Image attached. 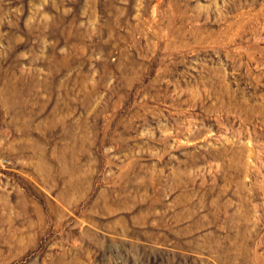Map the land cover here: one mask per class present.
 <instances>
[{
    "label": "rangeland",
    "instance_id": "obj_1",
    "mask_svg": "<svg viewBox=\"0 0 264 264\" xmlns=\"http://www.w3.org/2000/svg\"><path fill=\"white\" fill-rule=\"evenodd\" d=\"M0 264H264V0H0Z\"/></svg>",
    "mask_w": 264,
    "mask_h": 264
}]
</instances>
